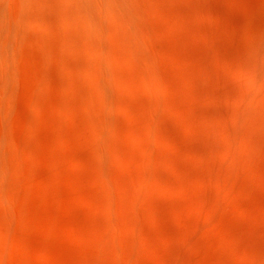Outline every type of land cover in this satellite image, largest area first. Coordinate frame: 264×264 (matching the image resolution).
Masks as SVG:
<instances>
[{"label": "rangeland", "instance_id": "obj_1", "mask_svg": "<svg viewBox=\"0 0 264 264\" xmlns=\"http://www.w3.org/2000/svg\"><path fill=\"white\" fill-rule=\"evenodd\" d=\"M0 264H264V0H0Z\"/></svg>", "mask_w": 264, "mask_h": 264}]
</instances>
